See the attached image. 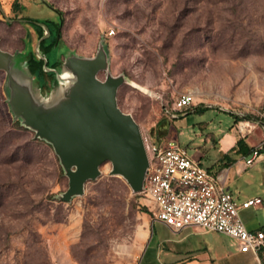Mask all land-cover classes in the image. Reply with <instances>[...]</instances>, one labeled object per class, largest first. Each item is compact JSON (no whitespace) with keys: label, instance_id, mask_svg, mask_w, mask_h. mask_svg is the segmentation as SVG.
<instances>
[{"label":"rangeland","instance_id":"rangeland-1","mask_svg":"<svg viewBox=\"0 0 264 264\" xmlns=\"http://www.w3.org/2000/svg\"><path fill=\"white\" fill-rule=\"evenodd\" d=\"M20 1L25 8L15 12L0 0V45L22 50L11 63L23 69L24 85L32 74V92L46 96L56 72H43V64L30 72L23 61L30 50L55 70L66 54L101 52L106 65L97 76L123 77L121 110L141 132L174 139L195 159L199 152L217 157L236 115L264 108V0ZM34 20L52 31L38 52ZM4 83L0 69V264H133L147 228V253L173 236L126 179L110 173L108 160L82 193L64 199L68 175L59 155L13 116ZM183 91L195 102L175 112L172 102ZM263 136L260 124L247 135L253 142Z\"/></svg>","mask_w":264,"mask_h":264},{"label":"water","instance_id":"water-1","mask_svg":"<svg viewBox=\"0 0 264 264\" xmlns=\"http://www.w3.org/2000/svg\"><path fill=\"white\" fill-rule=\"evenodd\" d=\"M44 37L38 39L37 52ZM21 53L0 46L4 89L8 85L11 88V93L5 92L7 104L13 116L32 128L35 136L53 144L68 175L63 198L82 193L85 182L97 177L100 165L107 160L111 162L110 173L123 176L132 190L139 192L149 161L138 123L117 105L116 91L123 77L97 76L106 65L101 52L92 57L69 53L64 57L63 71L56 72L59 91L45 98L31 91L27 81L33 79L32 74L24 78V85L18 74L23 69L11 63V56ZM46 63L45 58L44 67Z\"/></svg>","mask_w":264,"mask_h":264},{"label":"built area","instance_id":"built-area-1","mask_svg":"<svg viewBox=\"0 0 264 264\" xmlns=\"http://www.w3.org/2000/svg\"><path fill=\"white\" fill-rule=\"evenodd\" d=\"M194 102V93L183 91L173 100L171 109L181 112ZM239 114L234 129L240 137H246L258 124L264 131V108L255 118ZM141 135L149 163L143 187L137 193L146 200L153 218L174 229L196 225L203 231L228 234L238 240L240 250L257 253L264 245V229H248L239 211L259 203L260 197L237 199L217 174L189 155L178 141H161L144 132ZM263 150L264 136L245 162L251 163Z\"/></svg>","mask_w":264,"mask_h":264},{"label":"crops","instance_id":"crops-1","mask_svg":"<svg viewBox=\"0 0 264 264\" xmlns=\"http://www.w3.org/2000/svg\"><path fill=\"white\" fill-rule=\"evenodd\" d=\"M10 3L11 0L8 4L9 7ZM32 22L42 25L36 20ZM34 29L37 33V28ZM49 33V29H45L42 36L47 37ZM63 60H61V64ZM43 70L46 73L51 71L60 73L63 68L55 70L54 66H47L46 63ZM46 88L49 90L45 91L46 96L38 92L46 98L55 94L54 88L57 89V92L59 91L60 83L57 74L54 85ZM234 132L225 131L222 133L217 144V157L211 158L206 153L199 152L196 159L208 170L217 174L224 187L231 191L237 199L260 197L259 203L241 208L239 213L248 229H264V150L251 163H246L247 155L241 152L236 144L240 136L236 131ZM243 139L249 147H254L259 142L249 141L247 136ZM168 227L173 236L160 240L155 252L150 253H147L150 236L147 228V232L144 234L146 239L144 242L141 241L140 251L133 264H264V245L257 253L242 251L236 238L222 232L203 231L196 225L181 229Z\"/></svg>","mask_w":264,"mask_h":264},{"label":"trees","instance_id":"trees-1","mask_svg":"<svg viewBox=\"0 0 264 264\" xmlns=\"http://www.w3.org/2000/svg\"><path fill=\"white\" fill-rule=\"evenodd\" d=\"M24 8H25V5L23 3H21L20 0H11V3H10V9L11 10L18 12L19 10H21V9L23 10ZM59 26H60V24H59ZM49 31H50V33L47 37L50 38L52 36V31L50 29H49ZM44 32H45V29L43 28V26L37 25L38 38H40L44 34ZM45 38H42L40 40L39 49H40V47H44V48L46 47V45H44ZM56 41H57V39L54 38L52 43L54 44ZM23 61H24L25 66L27 67V69L30 72L35 71V68L37 67V65L42 66V64H43V60L41 58H37L32 50H30L28 53L23 55ZM47 66H50V65H48V63H47ZM43 72H45V71L43 70ZM205 108H202V110H204ZM245 116L250 117L248 115H245ZM240 117H241L240 114L236 115L235 120H238ZM251 118H255V116H251ZM236 144L239 147V149L241 150V152H243L246 155L250 154L252 149L254 148V147H249L242 137H239L237 139ZM242 147H245V148H242Z\"/></svg>","mask_w":264,"mask_h":264},{"label":"flooded vegetation","instance_id":"flooded-vegetation-1","mask_svg":"<svg viewBox=\"0 0 264 264\" xmlns=\"http://www.w3.org/2000/svg\"><path fill=\"white\" fill-rule=\"evenodd\" d=\"M50 67H53V66H50ZM40 85H38V87H39ZM40 88H42V87H40ZM51 88V87H50Z\"/></svg>","mask_w":264,"mask_h":264}]
</instances>
